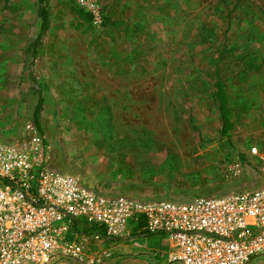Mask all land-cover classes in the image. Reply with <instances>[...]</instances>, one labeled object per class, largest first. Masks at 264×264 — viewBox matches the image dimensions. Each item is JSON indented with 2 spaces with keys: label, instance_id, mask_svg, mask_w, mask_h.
<instances>
[{
  "label": "rangeland",
  "instance_id": "1",
  "mask_svg": "<svg viewBox=\"0 0 264 264\" xmlns=\"http://www.w3.org/2000/svg\"><path fill=\"white\" fill-rule=\"evenodd\" d=\"M232 1L49 0L33 46L38 0H0V143L40 137L50 168L112 196L188 202L263 188L264 69L230 80L227 135L202 72L234 7L229 44L264 55V0ZM112 14L120 29L104 24ZM131 233L60 264H158V251L169 261L165 237Z\"/></svg>",
  "mask_w": 264,
  "mask_h": 264
},
{
  "label": "built area",
  "instance_id": "2",
  "mask_svg": "<svg viewBox=\"0 0 264 264\" xmlns=\"http://www.w3.org/2000/svg\"><path fill=\"white\" fill-rule=\"evenodd\" d=\"M134 227L166 236L171 264H251L264 259V187L188 202L112 196L50 168L40 137L0 143V264L81 260Z\"/></svg>",
  "mask_w": 264,
  "mask_h": 264
},
{
  "label": "trees",
  "instance_id": "3",
  "mask_svg": "<svg viewBox=\"0 0 264 264\" xmlns=\"http://www.w3.org/2000/svg\"><path fill=\"white\" fill-rule=\"evenodd\" d=\"M241 0H233L234 6ZM39 15L42 21V29L38 39L33 43V46L39 44L48 30L51 23V16L49 11V0H38ZM234 9H228L227 12V25L222 28L223 39L218 40L214 47V55L211 64L203 69L207 78L214 83L213 98L218 104L221 119L223 123L222 134L227 135L234 129V122L232 120L233 109L230 105V95L228 93L229 82L233 76L247 77L249 72H261L264 69V55L250 54L251 44L249 43L246 48L241 49L237 45H230L229 32L231 30V20L233 19ZM77 18L83 22L92 23L94 15L91 12L85 11L83 8L78 7L75 10ZM110 23L114 28L120 29L121 24L125 23L124 19H117L113 14L105 17V23ZM127 23V22H126ZM81 26L79 23L77 27ZM238 69V73H234ZM42 101H40L39 107Z\"/></svg>",
  "mask_w": 264,
  "mask_h": 264
},
{
  "label": "crops",
  "instance_id": "4",
  "mask_svg": "<svg viewBox=\"0 0 264 264\" xmlns=\"http://www.w3.org/2000/svg\"><path fill=\"white\" fill-rule=\"evenodd\" d=\"M144 228V227H143ZM141 229V230H143L144 232H147L146 230H144V229ZM149 233V232H148ZM153 234V233H152ZM158 235H160L161 237H165L166 238V240L167 241H169L170 242V245L172 246V248H173V244H172V242L166 237V236H164V235H162V234H158ZM166 240L163 242V243H166ZM164 251V250H163ZM165 252V251H164ZM158 254L161 256V257H163V259L162 260H159L160 261V263L158 262V264H171L169 261H168V259L165 257V255L162 253L161 254V251H158Z\"/></svg>",
  "mask_w": 264,
  "mask_h": 264
}]
</instances>
